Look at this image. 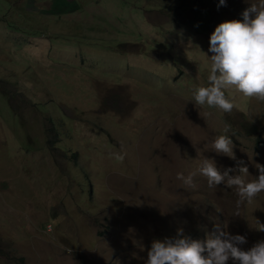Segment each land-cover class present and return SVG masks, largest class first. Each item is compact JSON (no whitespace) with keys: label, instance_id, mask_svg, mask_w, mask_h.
Wrapping results in <instances>:
<instances>
[{"label":"rangeland","instance_id":"374dc122","mask_svg":"<svg viewBox=\"0 0 264 264\" xmlns=\"http://www.w3.org/2000/svg\"><path fill=\"white\" fill-rule=\"evenodd\" d=\"M252 3L0 0V264H144L154 239L204 240L217 223L246 237L242 249L264 240V192L238 209L234 188L198 172L211 159L258 175L264 101L227 90L236 107L224 113L192 97L208 83L211 33ZM219 135L235 159L213 150ZM52 141L78 153L49 147L46 159ZM16 155L53 199L21 178L14 200ZM181 172L197 173L194 187Z\"/></svg>","mask_w":264,"mask_h":264},{"label":"clouds","instance_id":"9594fccd","mask_svg":"<svg viewBox=\"0 0 264 264\" xmlns=\"http://www.w3.org/2000/svg\"><path fill=\"white\" fill-rule=\"evenodd\" d=\"M220 6H226V0H219L218 7ZM22 12H25V9ZM241 17L219 23L211 33L208 49L211 53L210 56L208 55L210 59L208 83L193 88L192 97L196 105H207L209 108L231 113L236 105L234 97L226 95L227 90H235L248 99L257 98L264 101V0L250 4L243 10ZM230 127L226 124L224 132L227 133ZM45 146L42 153L46 159H52V149L64 153H78L74 148L62 149V143L58 144L57 141H52L50 146L46 142ZM233 147V142L227 135H219L212 142V148L216 153L235 159ZM37 152L35 150L34 154ZM20 157L16 155L14 161L8 160L13 161L10 165L16 170L11 186L15 187L14 200L17 201L20 197L17 193V181L21 178L29 180L32 190L41 193L46 200L53 199L52 193L46 192L32 180L29 176L30 168L22 166ZM123 158L122 154H116V159L123 160ZM24 162L27 163V160ZM243 163V161L237 162L238 166ZM255 167L258 175L253 179H247V166L239 167V172L243 175L230 176L229 173L234 171L233 169L228 168L222 173L211 159H203L198 172L207 179L210 188L221 184L234 188L238 196L239 209L245 203L252 204L255 198L264 192V165L257 163ZM196 174L193 172L185 176L181 172L177 173L176 178L183 181L185 186L194 187L193 177ZM89 181L90 179L86 178L81 197L92 191V189L87 190ZM234 215L239 216V212ZM258 224L257 230L264 232V224L259 221ZM246 243L245 236L231 235L219 223L214 225V230L208 233L204 240L192 239L185 236L183 230H178L174 238L154 239L147 250L144 264H228L230 259L234 264H264V240L257 241L246 250L239 247Z\"/></svg>","mask_w":264,"mask_h":264},{"label":"trees","instance_id":"16d2710c","mask_svg":"<svg viewBox=\"0 0 264 264\" xmlns=\"http://www.w3.org/2000/svg\"><path fill=\"white\" fill-rule=\"evenodd\" d=\"M241 127H242V132H246L249 135L252 133V130L250 129V125L246 124V122L241 123ZM238 133H241V132H238ZM53 142H56V141H53Z\"/></svg>","mask_w":264,"mask_h":264}]
</instances>
